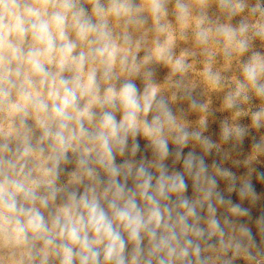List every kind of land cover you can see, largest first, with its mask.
<instances>
[{
	"label": "clouds",
	"instance_id": "1",
	"mask_svg": "<svg viewBox=\"0 0 264 264\" xmlns=\"http://www.w3.org/2000/svg\"><path fill=\"white\" fill-rule=\"evenodd\" d=\"M262 130L264 0H0V264H264Z\"/></svg>",
	"mask_w": 264,
	"mask_h": 264
},
{
	"label": "rangeland",
	"instance_id": "2",
	"mask_svg": "<svg viewBox=\"0 0 264 264\" xmlns=\"http://www.w3.org/2000/svg\"><path fill=\"white\" fill-rule=\"evenodd\" d=\"M162 74L163 73H161V75ZM137 84L139 85V81H137ZM214 102L217 105L219 103L218 101H214ZM217 118H218V120L220 118H222V114L218 113L217 114ZM241 122L244 123V124H247V123H249V119L248 118H244ZM262 131H264V130H262ZM206 134L212 135V138L214 140L218 139V121H217L216 124H212L210 126L209 132L206 133ZM253 134H256V133H253ZM256 135L258 136V134H256ZM145 143L146 142L142 138H140L141 153H138L137 159H139L140 155H145L149 159L151 158V151L150 150H148L147 152L144 151ZM249 144H250V138H246L245 145H244L245 153L248 150ZM169 146H170V148H174V146L171 145V144ZM189 150H191V146H189L188 148L184 149L185 154ZM196 151H197L198 154L200 153L199 148H197ZM237 158L243 159V156L237 157ZM214 159L219 161V157H217L215 154H213L211 156L206 157V162L210 165ZM118 162H120L119 159H118ZM166 163L169 165V167H171V165H172L171 159H169ZM224 166L229 168L230 170L236 172L237 175H243V174H246V172H247V169L245 167H243V166L236 167V166L232 165L230 161L225 162ZM175 167H176L177 170H182V162L180 164H177ZM255 167H256L257 171H264V165L257 164V165H255ZM188 183H189V188H188L187 195L191 196V194H192L191 181H189ZM253 184H254V186L256 188L257 193L261 195V200L258 201L255 206H250L248 201H244L243 202V206L244 207H250L251 208L252 221H248L247 218H245L241 222H246V223L249 224V227L252 229V232L256 236L257 242L259 243L260 237L257 234V229L255 227V223L254 222H255V219H257L262 213H264V182L257 181L256 178H255V173H254L253 174ZM225 187H226L225 182L224 181H220L221 190H223ZM225 195L228 196L229 194L225 193ZM231 199L233 200L234 203H240L239 197H238V195L236 193H232L231 194ZM236 264H244V262L243 261H237Z\"/></svg>",
	"mask_w": 264,
	"mask_h": 264
}]
</instances>
